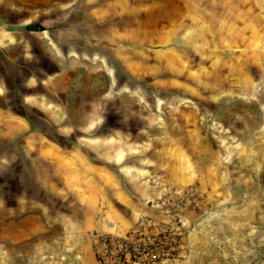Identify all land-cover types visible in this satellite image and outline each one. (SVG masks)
Wrapping results in <instances>:
<instances>
[{
	"label": "rangeland",
	"instance_id": "1",
	"mask_svg": "<svg viewBox=\"0 0 264 264\" xmlns=\"http://www.w3.org/2000/svg\"><path fill=\"white\" fill-rule=\"evenodd\" d=\"M73 1L59 29L78 40L70 46L79 55L66 59L67 100L81 110L92 96L96 121L79 112L68 137L42 129L56 164L0 140V264H100L95 246L106 233L137 248L124 264H264V95L253 96L264 0ZM12 8L0 17L19 21ZM35 8L28 20L41 35L46 11ZM45 50L32 66L55 73ZM99 58L90 84L83 75ZM3 60L1 89L20 111L28 81ZM89 165L111 172L128 197L109 196L104 180L90 185ZM149 246L166 255L150 260Z\"/></svg>",
	"mask_w": 264,
	"mask_h": 264
},
{
	"label": "crops",
	"instance_id": "2",
	"mask_svg": "<svg viewBox=\"0 0 264 264\" xmlns=\"http://www.w3.org/2000/svg\"><path fill=\"white\" fill-rule=\"evenodd\" d=\"M38 5H40L41 10L46 11L45 22H39L40 25L46 26L43 29L39 27L41 31H44L41 35H38L35 30V27L39 26L38 23L33 22L31 19L28 20L30 17L32 18L33 11ZM74 5L73 0H0V12L12 6L13 14L20 19L19 21L9 22L6 18L0 17V59H4V62L6 59L11 61L18 68V73L25 74L24 80L28 81L21 88L24 91H20L17 96L20 111L10 105V97L4 89H1L2 86L0 85V140L7 141L9 145L18 149H33L39 157L45 155L44 160L51 161L52 164H56V160L54 161L56 145L55 142H49L43 136L42 129L50 126L56 128V133L61 137H68L71 127L66 123L77 121L76 117L79 112L88 114V117L84 114L83 122L96 121L95 113L97 110L92 96L88 103L82 100L81 110L80 105L76 103L73 106V111H70V103L67 100L70 95L67 89L69 79L67 67L69 64L66 59L72 57V53L73 55H79L77 47L73 46L71 49L72 46H70L78 40L73 41L69 37H65L59 29H61V26L69 25L70 10ZM23 18L24 22L21 20ZM14 25L18 27L15 29L8 27ZM26 25L32 27L28 29L25 28ZM259 42L260 49L255 51V57L259 58V73L261 76L255 78L254 89L259 91L255 90L253 96L260 101V98L264 95V36L260 37ZM39 48H46L45 56L51 64L56 65L57 70L55 73H46L38 64L32 66L33 59L37 58L41 51ZM121 58L125 69L133 68V54L128 56L125 51V53H122ZM256 64L258 65V62ZM102 66L103 63L100 58L94 60L93 65L87 69V74L83 75V79L88 80L90 84H94L96 79L101 77ZM240 78L239 75L235 79L240 80ZM245 87L246 85L243 83V88L238 87L237 90L245 92L249 86L248 88ZM69 114L74 115L69 117ZM36 121L44 123V128L39 129L35 125ZM88 169L92 170L91 175L88 176L90 185L100 188L102 180H104L109 182V186H106L109 196H120L124 199L128 197L122 190L117 188V182L114 181L111 172L97 165H89ZM127 202L130 205L129 212L138 213L140 211L138 199L134 200L132 197V200ZM114 216L117 217L118 215L115 214ZM112 218L114 219L113 215ZM107 220V215L99 217L97 223L95 222L97 224L95 229L99 232H106Z\"/></svg>",
	"mask_w": 264,
	"mask_h": 264
},
{
	"label": "built area",
	"instance_id": "3",
	"mask_svg": "<svg viewBox=\"0 0 264 264\" xmlns=\"http://www.w3.org/2000/svg\"><path fill=\"white\" fill-rule=\"evenodd\" d=\"M112 227L113 226H109V228ZM158 234L161 235V237H164V234L161 232H158ZM124 238L113 235L112 233H106L105 235L98 237L95 246V255L100 264H124L132 260L135 256L133 251L137 250V248L134 245L132 246L133 243H130V241ZM157 240L161 243L160 239ZM150 244L158 245L157 241L154 243L151 241ZM150 250V260L155 258L158 259L159 256L166 255L162 248L157 250L156 247H154L150 248Z\"/></svg>",
	"mask_w": 264,
	"mask_h": 264
},
{
	"label": "trees",
	"instance_id": "4",
	"mask_svg": "<svg viewBox=\"0 0 264 264\" xmlns=\"http://www.w3.org/2000/svg\"><path fill=\"white\" fill-rule=\"evenodd\" d=\"M30 27H32V26H31V25H26V26H25V28H28V29H29Z\"/></svg>",
	"mask_w": 264,
	"mask_h": 264
},
{
	"label": "water",
	"instance_id": "5",
	"mask_svg": "<svg viewBox=\"0 0 264 264\" xmlns=\"http://www.w3.org/2000/svg\"><path fill=\"white\" fill-rule=\"evenodd\" d=\"M175 43H176V44H178V43H179V40H178V39H176V40H175Z\"/></svg>",
	"mask_w": 264,
	"mask_h": 264
}]
</instances>
